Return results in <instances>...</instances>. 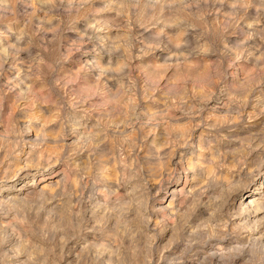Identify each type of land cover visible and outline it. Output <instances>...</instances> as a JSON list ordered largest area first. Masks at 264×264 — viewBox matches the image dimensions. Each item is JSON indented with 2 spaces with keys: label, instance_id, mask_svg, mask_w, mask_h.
<instances>
[{
  "label": "rangeland",
  "instance_id": "rangeland-1",
  "mask_svg": "<svg viewBox=\"0 0 264 264\" xmlns=\"http://www.w3.org/2000/svg\"><path fill=\"white\" fill-rule=\"evenodd\" d=\"M0 264H264V0H0Z\"/></svg>",
  "mask_w": 264,
  "mask_h": 264
},
{
  "label": "bare ground",
  "instance_id": "bare-ground-1",
  "mask_svg": "<svg viewBox=\"0 0 264 264\" xmlns=\"http://www.w3.org/2000/svg\"><path fill=\"white\" fill-rule=\"evenodd\" d=\"M253 192H255V190H253ZM253 201V200H252Z\"/></svg>",
  "mask_w": 264,
  "mask_h": 264
}]
</instances>
